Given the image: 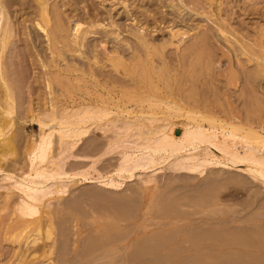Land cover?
<instances>
[{
  "label": "bare ground",
  "instance_id": "obj_1",
  "mask_svg": "<svg viewBox=\"0 0 264 264\" xmlns=\"http://www.w3.org/2000/svg\"><path fill=\"white\" fill-rule=\"evenodd\" d=\"M15 1L16 0H0V6L2 8V11H0V171H3L2 169L4 167H2V165H6V164H2L4 160H6L5 158H8L9 156L10 157L16 156V160H14V163L20 160V158H18L19 156L18 151H20L19 150L20 147L18 146L19 140L17 139V134L14 133L8 138H5V136L10 132V130H13L12 129V127L14 126L13 122L15 121L16 123V120H14L15 117L22 116L23 113L27 112V114L29 113L28 115L32 114L30 116L31 118L29 117L31 121L40 123L43 128L51 124H53L52 126H54L55 124L59 126V130L57 132L55 130L48 134L44 132L41 135L39 142L37 143L32 142L29 145H27L26 150H25V155L28 157L29 162H30V167H31V170L29 171V175H28L29 177L34 175L35 177L51 179V178H57L59 176L66 174L67 171H64V165L62 163H57V160H59L60 157L66 151H68V149L70 150V149L75 148L76 146L75 141H77L81 137H84L83 135L85 134L87 135L88 132L90 133L89 131L90 126L92 127V125H95L98 129H102V131L104 130L108 131L109 128L117 129L118 127L117 125H119L120 127L118 128V130L120 129L122 133L124 131L126 138L136 137L137 139L135 140L134 142L135 145L132 149L135 151H132L131 153L125 154L123 156L122 163L117 169V172H129L136 168H145L146 166H150V165L155 166L160 161L168 160V159H171L172 157L174 158L175 154H182L183 152L187 153L190 149H195L196 151L197 149L198 151H196L195 153L191 152L192 155H188L187 157L185 156V158L183 157V160H192L194 161V163L189 164V165L179 164L181 169H186V170L194 171V172L196 171L202 174L204 169L207 166L216 165L220 167L222 166V167L235 168V169H238L240 171H244L250 174L254 178L264 179V127L263 126L261 127L262 128L261 130H258L254 127H249V128L244 127L241 121H238L237 123L233 122L232 124H228L224 121H220L219 119L215 118L213 115L215 113L212 108L209 109L210 107H208V109H209V112L210 111L211 112L208 114H205L206 112L205 113L203 112L205 110L203 103H205L206 99H204V101L203 99H201L203 98L202 93H204L203 91L205 89L203 90L201 89V91H197L198 89L203 87L202 84L205 85V83H201L200 85L201 87L197 88L196 86L199 84L198 81L195 83H192V81H190V83L194 84V86L191 85V87H187V88L188 89L191 88L190 90H192L195 87L196 90H192L194 91L192 92V94H189V95L187 94V96H185L186 100L188 96H190V98H188L189 101H187L188 103H185V102L182 103L181 100H184L185 98L179 101H176L174 98L173 99L170 98L172 96L171 95L172 90L173 91L176 90L175 85L173 89L171 86H168L169 88L172 89V90L171 89L169 90L171 92L168 91V94L171 93L169 94V97H168L167 96L168 94L167 95L165 94L162 87L159 86L157 79H155L157 77H160L161 69L163 67L164 68L169 67L168 64L170 65L172 61L174 63V62H177V60L182 59L181 61L183 63V60H186L190 57L189 58L191 60L190 65L193 67L195 66V69H196V65H197V68L199 66L200 72L202 70L200 69V65H201L203 68L208 69L209 73H211V70H215V78L218 76V75L216 76V72L217 74L219 72L221 73L223 72L226 75L220 74V73L219 75H221V77H225V78L227 77V80H229L230 78H228V76L230 77V75H232V73L230 72H232L233 67H235L234 64L233 66L231 65V62H232L231 57L233 54L235 58L236 57L239 58V56L241 57L246 56L248 58L247 63L245 64L242 61L237 60L239 61L238 62L239 66L236 65V67L238 66L239 68L238 67L237 69L235 68V70H237L235 71V73L240 76L242 73L245 74L246 77L248 78V83L249 84L251 83L252 85L253 82L255 81L254 78L257 77V79H259L262 76L264 77V28L260 25L261 22H258L259 21L258 19L256 20H258L257 22L259 24L257 22L255 23L257 24L256 26L258 25L260 26V27L258 26L260 29L258 27H255V28L256 29L258 28L257 30H259V34L253 37L256 39L253 41V43H251L250 41L247 42V40L244 41L245 38L242 39L243 41L238 39L240 38L237 35L239 32L238 30H240L241 32L242 31L241 28L244 29L243 26H245V23L247 21L249 22L250 20L249 19L246 21V19L243 18L242 16H241V19H245L244 25L243 23L242 25L240 23L242 27L240 25L238 26H240L241 28L240 27L237 28L238 27L237 25H236L237 27L233 25L234 29L236 30L238 29L236 31L237 33L236 36H234L231 29L228 30L225 27V25L224 26L222 25L221 22L219 24L217 23L218 21L216 22L214 20H212L211 22L214 25L215 23L218 24L217 26L215 25L216 28L214 27L216 29L215 32L212 31V29H209V28H212L210 27L211 25H209L210 23H207L209 28L206 26L205 29H203V27H200V25L199 27L195 26L189 30H182V28H179V26L182 23L187 22L186 16L190 15L192 12L193 13L196 12V14L199 15V7L202 6L201 3L203 1L201 3H198L197 0H187V2H185L186 0H157L156 8L153 6L154 7L153 10L156 9V12H154L153 14L151 13V11L153 10L147 9L148 7L145 4L146 6L145 9H147L145 12L141 11V9L139 10V8L137 7L138 8L137 11L141 12L140 14L137 13L139 14V16L141 15L140 17L136 14L137 12L136 10H135L136 12L132 13V15H130L129 13L126 14L128 19H130L132 16L133 17L135 16V18L131 20H133V22L136 21L134 26H131V28L130 26L126 28L124 24L117 23V21L115 20V17H113L111 13L110 15L108 14L110 18L107 17L109 18V21L110 19L111 21L109 22V24H105L106 21L105 22L103 21L105 13L102 18H99L100 13L97 10V7L92 4V6L96 8L95 10H97L95 13L93 12L94 13L93 14L91 12L93 8L88 3L87 4L91 6L90 7L87 5L88 6L87 8H89L88 9L89 11L87 10L88 11L87 16L90 14L88 17L86 16L88 19L87 20L85 19L86 20L85 21L82 19L86 17H83L82 19H80L79 16L76 15V17H78L79 20L78 18L75 22L72 20L75 23L73 24L74 25L73 27L70 25L72 22L70 21L71 18L68 15H65V11L61 9V6H60L61 2H59L60 4H57L58 2L56 1L55 4L54 5L51 4L52 5L51 6L49 3V0H35L38 5L37 6L38 13H36L37 16H35V20L38 19V21H36L37 23L35 22L36 24L33 23V26L30 25V27L31 29L32 28L34 29V30L32 29L33 32L39 31L41 32V34L39 32L36 33L35 35L34 34L32 35V33H30L28 35L29 37L31 35L32 39H30L31 37L29 38L26 35L27 32H29L28 30L29 27H25V29L22 28V30L23 31L28 30L27 32L24 31L26 33L25 34L26 37L23 35L21 37V34H20V37H21V40L24 37L27 39L25 40L24 38L22 40V44L24 40L28 43V45L26 46H29L30 44L31 45L34 44L32 45L33 46L32 49L35 48L37 50L36 52H35V49L32 52V50L29 48L30 52L33 53L34 56H36L37 52H39V54H37L39 55L38 56L39 59H37V56L33 58V59L36 58V61L37 60L38 61L36 62L35 60H33V62L29 64L30 65H32V63L37 64L38 67L41 66L40 68H43L45 70L43 71V73L42 72H39V74L35 73V75H33L35 76L34 79L38 75L39 76L37 80L36 79L34 80L32 77V80H34L35 82H38V80H40L38 83L42 82V85L41 83L40 84L34 83V84L39 85V88L40 86L42 87L43 85H45L43 87H45V89L47 88L46 89L47 91L49 90L48 94L45 90L43 89L41 90L42 92H45L49 97L48 98L49 101L46 103L47 97L45 96L47 95L41 94L45 98L41 97L39 95L40 92H38L39 88L37 86H34L32 80L29 79L31 76L29 77L28 74L27 76L29 78L27 76L26 77L24 76L28 72L27 68L25 67L27 72L24 73V70H25L24 66L28 65V64L25 65V63L26 61L28 62L29 60H26V61L23 60L26 58L25 53L27 52H25L24 54L21 53L24 51L17 53V54L19 53L22 54L25 58H23V56H21L20 54L19 55L16 54L17 56H20L21 58H23L21 59L19 57L20 60H23V62L18 61L20 63L19 65H21V63L22 65H24V66H20L22 67L21 69L16 67L18 62L17 64H13L15 62L14 61L12 62L9 60L10 57H11V60L16 58V55H14L15 57L12 55L11 56L9 55L11 54V52L13 54V51H11L12 46L14 47V45H16V47L17 46L19 47L17 43H19V41L21 42V40H18L19 39L18 36L16 39V34H18L16 30L20 31L18 27H21V26L15 25L17 29L15 28L13 24V20H12V15H11L12 6L17 4V2ZM209 1H211V5H213L212 4L213 0H207V2ZM240 1L241 0H239V2ZM72 2L73 0L70 1L71 4ZM205 2L206 0L203 3ZM239 2L237 4V1L236 3L229 1L230 4L233 3L234 7H235V4L239 5ZM67 3L63 4V6L67 7L70 5V3L69 4ZM152 3H156V1L155 2L151 1L150 4ZM190 4L192 6L189 7ZM242 4H243L242 12L245 11L244 14H246V12L247 14L250 13L251 15H253L252 17H254L255 13L264 9V0H248V1L246 0L244 3H241L240 5L242 6ZM71 6L72 5H70L69 7ZM241 6H239V8H236V9L237 10L239 9L240 11ZM158 7L159 9L167 8V10L168 9L169 10L171 9V10L168 12L164 11L165 12L164 13L162 9V10H159L160 12H157ZM211 7H209L210 11H212ZM201 9L203 8L201 7ZM174 10L178 14H175ZM188 10L192 12L189 14V12H187ZM218 10L219 8L217 9L216 12H219ZM229 10L230 9H228V12ZM225 11L227 12V9ZM203 12L204 11H202V13ZM232 12L234 16V13L236 11L235 12L230 11L228 16H226L227 13L226 14L224 13L225 19H223L224 17H222V20H225L226 23L227 21L231 22L233 20L232 19L233 17L230 16ZM148 13L150 14L147 15ZM156 13H158V17L161 19L159 20L160 22H158V19H157L158 17H156ZM161 13H162V16H161ZM204 14L206 13L204 12ZM212 14L215 17V14L214 13ZM261 14H264V11H262ZM261 14H258V15L260 16ZM72 15L70 14V16ZM259 16H257V18ZM226 17L228 18L227 20H226ZM229 17H232L230 18L232 20H229ZM142 18L146 22H149L148 19L150 18V20L151 19L153 20L152 23L154 22L156 23V25L158 23L169 24L170 26H167L169 30L166 29L167 32H169V35L167 33L169 37H167V35L166 36L162 35L163 39L160 38L161 40H159L158 37H154L155 36L154 32L156 34L164 30L165 26L163 27V25H162L163 29H160V27L157 28L155 25V27L157 28L156 30L153 28L154 27L153 26L151 28H153L154 31H152L149 28L150 31L146 32L149 30L147 27H150V26L143 27ZM216 19H218V17ZM241 19L239 20L238 18L236 21L243 22L241 21ZM260 19L264 20L262 17ZM32 20H34V18ZM104 20H106V18ZM251 22H253L252 19H251ZM150 24L151 22L149 23V25ZM233 24H234V21H233ZM107 25H109L108 28H107ZM230 25L231 24H229V26ZM231 26L229 28H231ZM249 27L250 26H248V28ZM31 29H30V32H32ZM195 30L196 32H194V35H192V33L190 32L195 31ZM246 30H244L245 32L242 31L244 32L245 36L247 37L254 36V35L251 36L250 33H248L249 35H246L248 31ZM124 32H127L128 36H123V34H126ZM233 32L235 33V31ZM256 32L258 33V31ZM256 32L254 34H257ZM158 34L160 35V33ZM161 34L163 33L161 32ZM244 34L242 33L240 34V36ZM27 37L29 38L30 43ZM42 37L46 38V40L43 39ZM164 37H167V38H164ZM41 38L45 40L47 43V46L46 45L45 46H46L47 52L48 50L50 51V55L48 54L49 56L45 55L46 52L44 53V50L42 48V46L44 45H41L42 43L40 44V42L38 43L37 39H41ZM187 38L189 39L191 38V39L188 40ZM14 39L18 40V42H16L15 40L16 42L15 43ZM42 39L39 41L42 42L43 41ZM186 39L190 41L188 42L189 45L186 43ZM36 41L38 44H40V46L39 45L38 46L42 48L41 51L43 50L42 52L44 53L45 56L39 50L37 44L35 43ZM222 41L224 42V45ZM218 43L223 46L221 47L220 45H218L219 46L218 47L217 46ZM110 44L111 45L115 44V46L111 47ZM26 46H25V51L29 50ZM218 51L222 52L221 54L222 56L220 57V59L227 57L228 58L227 62L225 61L222 62L223 59L221 60L218 59L219 58L217 57ZM30 52L28 51V53ZM220 53L218 56H220ZM30 54H29V57L32 55ZM172 55L175 57L172 58ZM181 61L179 63H181ZM248 63L250 65L252 64L253 68L250 71L249 69L251 67H249L247 70L248 73L246 74L244 73L245 70L243 71V69H245V67L248 66ZM34 64L32 66H34ZM158 64L163 65L162 68L160 67L161 65H158ZM172 65L170 67L174 66ZM139 67L143 68V70H141L140 73H138ZM174 67H176V65ZM193 67H192V70L194 69ZM15 68H18V69H15ZM43 69L41 70L39 69L37 70V72L42 71ZM183 69H184V65H183ZM216 69H220V71ZM238 69L241 70L242 73L239 72ZM195 72H192V73L195 74ZM197 73H199V71H197ZM36 74L38 75L36 76ZM213 75L211 76L214 78ZM166 76L168 75L166 74ZM199 76L197 74V76L195 77L199 78ZM42 79L44 80V82ZM102 81H104V83ZM128 81L131 82V84L133 83L135 87H137L136 95H135L136 92H134L136 90L134 86H132L133 90L131 86L129 88L133 93H131L129 89L127 90L128 85H130ZM194 81L195 79H193V82ZM217 81L218 80H216V82ZM88 82H90L91 84L93 83L94 86L96 84L95 86L96 90H97L96 87H101L102 89V87L105 88L104 87L105 85L107 88V85L109 84L110 85L108 86V88L114 87L115 90H116V87L120 86L117 88V89L120 88L121 90L119 94H121L123 87L124 88L126 87L125 88L126 90H124V92L127 91L126 94L122 92L123 93L122 95L125 94L126 96L119 95V97L125 100L126 99L128 100L124 102L123 99L121 98L116 99V104L113 103V105L112 104L108 105L105 101H102L101 104H90V105H87V103L84 105H81L82 103L80 104L76 103L75 101L76 99H74L77 96L76 93L78 94L81 93L83 91V89L81 90L82 84L85 85ZM148 82L150 83L149 84L150 86L148 85L150 88H146L144 86V84L145 83L148 84ZM199 82H200V79H199ZM207 82H209V80ZM90 83L88 84L90 85ZM111 83H114V84L112 85ZM229 83H231L230 85H232V81H230ZM23 84L25 85L27 84L26 86H28V89L30 91L29 93L30 98L32 96L31 94L36 90L35 87L38 88L37 92L39 94L38 93L37 94L40 96V99L38 98V100H41L43 98L42 100L43 104L40 102V105H38L40 107H37L38 109H36V111H34V108H31V107H35L32 105L29 107L31 109L28 108L29 110L25 109V107L24 108L22 107L24 104L22 102L21 94H23L24 92L21 93V89L23 90V87L21 86H23ZM116 84H119V85L115 87ZM211 85H212V82H211ZM98 89L100 90V88ZM181 90H185V89H182L181 87ZM181 90L179 86V91ZM190 90L189 92L191 93ZM205 91H207V89ZM213 91H214V87H213ZM88 92H91V91L88 90L87 93ZM207 92L205 93L207 94ZM205 93H204V96H205L204 98L207 97ZM183 94H186V93H183ZM59 96L61 99L63 97L66 98V100L65 98H63L64 103H61L60 100H57ZM133 96H135V98ZM32 98H35V97H32ZM67 99H70L73 102H71L70 100H69L70 102H68ZM80 99L82 98H79V100ZM111 99H114V98H111ZM131 102L132 104L134 102L137 103L138 105H140V107H144L145 105L143 106V103L145 102L144 104H146V106H148V108L151 109L146 112H149L150 114H147L148 116H143L144 113H141L140 115H134L133 117H131L132 114L127 113L130 119L135 118L134 121L120 120L117 118H114L113 120L110 119L111 116L116 115V114L118 115L126 114L127 106H125L124 104L128 105V104H131ZM22 108H23V111L25 110L24 112H22L21 110ZM70 108L72 110H69ZM18 109L21 110L22 112L21 115H20L21 112ZM17 112L19 115L17 114ZM34 113L35 114L37 113V114L34 115ZM16 114L18 116L13 117V115H16ZM180 117L185 118V122L183 121L176 122L177 118H180ZM176 126L182 127L183 133L181 135H177L175 133ZM134 131H137V134L133 136L132 133ZM116 141L118 142H115V144H119L120 142H122V140H120L119 138L116 139ZM200 146L202 147L204 146L205 149L204 150L198 149ZM109 148H110V145H109ZM58 150H59V153H57ZM202 154L203 156H201ZM97 163L98 162L95 161L93 165L89 167L90 169L87 170L86 172L75 173V174L86 176V175H91L92 172H97L96 174H98V176L94 177V179L100 180V183H103V185H106V186L114 185L113 182H107L102 177V175L98 172L97 168H95ZM9 165L8 164L6 165L7 168L5 167L6 169L4 171L10 169L8 167ZM26 172H24L23 174H25ZM17 189H19V191L24 193L27 199H22L20 200V202H17V203L13 202V205H12L13 208L9 204L8 197H5V200L3 201L4 204H2L3 202H1L0 204V258H2L3 256L4 257L16 256L15 261L11 264H43L44 260L46 259L47 261L53 260L54 262H57L56 264L58 263L59 264H125L127 263L126 259L129 256L127 258L125 257L128 253L129 245L131 246V242L130 244L126 243L127 238H125L126 236H123L124 233H122L121 226L119 224L112 225L113 227L110 226L111 227L110 232L113 231V234H110L112 236H108L110 232H108L107 229L110 227L105 229L107 230L108 233L105 232L104 229H102L104 230L103 232H105V234L102 233V230H100L101 233H99V235L101 234L102 236L99 237L100 238L99 240H101V238H104L100 241L101 244L102 243L104 244L101 245L99 248H94L96 249V250H93L94 253L90 254L91 253L90 251V253L87 254V252L84 251L86 250L85 248H82L83 250L80 249L78 241H76L75 239L74 240L75 242L73 244L74 247L72 248V250H70L71 252L69 253V250L68 252L65 251L66 253L63 255L61 254L62 255L61 256L60 253L62 252V249L60 251L58 247V244L60 241L59 238H61L62 235L63 237L65 235L62 234L61 231H59L61 230L60 229L61 225L58 222V220L61 221V218L63 219V212L66 215L67 214L70 215V212L67 213L66 211L62 209V207H59V209L53 210L50 208V206H46L44 199L48 195L52 194V191L46 192V191H43L42 188H38L37 186L26 185L23 183L19 184ZM56 192L61 193V192H65V190L64 189H62L61 191L56 190ZM10 200L12 202V199ZM58 200L60 201V198H58ZM64 205L66 206V202ZM63 208L65 207L63 206ZM66 208L67 210L70 211L69 206ZM9 209L10 211L8 213ZM6 211L8 214L6 213ZM2 212L6 213L7 215H4V213L1 214ZM163 212H164V216H168V214L165 215L166 212L168 213V211L166 212L163 211ZM182 218L184 217L182 216ZM70 220H71L72 225H74L73 224L74 219L73 220L70 219ZM77 225L79 224L77 223ZM84 227L85 226H82V227L79 226L80 229L76 231L75 235L77 236V233H78L79 239H81L80 237L83 238V233L86 230L84 229ZM142 228H143L142 224H137L136 229H135L136 234H138V232H141L139 230L140 229L142 230ZM186 230L187 229L185 228V231H183L182 234L186 235L188 232ZM18 231H20V234H18L19 233ZM29 231L30 232L32 231L33 234H30ZM114 233L115 235H118V234L119 236L122 235L126 240L123 238L118 239V237L115 236L117 237L118 239L117 240L115 237H113ZM195 234L196 236H194L193 234L192 235L189 234L185 239L177 240V243L176 241H174L175 239L173 238H172L173 241L161 239L164 241L160 242L159 244L160 246L158 245L159 248L156 249L155 247V251L157 255L160 254L161 251L163 250L166 251V253L168 254L171 253L170 255L174 254V256H209V253L212 255L213 253H211V249H209L210 252L207 253L208 252L207 245H209L210 241L214 242V240H216L215 242H218L219 239H215V238L211 239L210 237L211 234L209 235L210 238H207V236H205L206 234L205 235H197V233ZM96 238H98V236L95 238H92V240H90L91 238L88 240L91 243H94L96 241L98 242L99 240H97ZM239 240H240V237H239ZM241 240H243V238ZM238 241H237V244H238ZM172 242H174L175 244H173ZM220 242L222 241L220 240ZM245 242L246 244L245 243L243 244H245L246 246L248 242L247 241ZM256 242L258 243L257 240ZM8 244H12L13 247H14V244H18L21 250L18 253L14 252L12 253L13 255H11L10 252H12L15 249L12 247V251H10L11 246L9 248ZM185 244H189L190 246L185 248L184 247ZM88 245H89V242H88ZM170 245L171 246L173 245V246L165 249L167 246H170ZM253 245H255V243H253ZM259 245H263V244L259 243ZM148 246L150 247V245ZM209 246L214 247L213 244H210ZM215 246H216V243H215ZM234 246H236V244ZM248 246L253 247L251 246V244ZM217 247L219 248V246ZM258 247L260 248V250L264 249L263 246L262 247L258 246ZM153 248L154 247L152 245V250ZM245 248H248V247H245ZM259 248H256V246L254 247V249H259ZM87 249L89 250V247ZM250 249H253V248H250ZM215 250L218 251L217 249ZM237 251L238 250L234 252H237ZM73 253L74 255L70 256ZM166 253L164 255H166ZM256 253H257L256 255L254 253L255 256L260 255V252L258 253V251H256ZM251 256L253 255L251 254ZM255 256L253 257L251 262L249 261V264H264L263 254L259 256L258 258H255ZM241 257L243 258L244 256H241ZM241 259H238V260L241 261ZM141 261L139 263H141ZM155 261H158V260H155ZM244 261L242 262L244 263ZM159 262L160 261H158V263ZM52 264H55V263H52Z\"/></svg>",
  "mask_w": 264,
  "mask_h": 264
},
{
  "label": "rangeland",
  "instance_id": "obj_2",
  "mask_svg": "<svg viewBox=\"0 0 264 264\" xmlns=\"http://www.w3.org/2000/svg\"><path fill=\"white\" fill-rule=\"evenodd\" d=\"M56 1L58 2L57 4H60L59 2H61V4H60L61 9H63V11H65V15H68L71 18L70 21L73 20L75 22L78 18V17H76V15H78L80 19H82L83 17H86L87 13L89 11L88 10L89 8H87V7L90 5L92 6V4H93L94 6L97 7V10L100 13L99 18H102L104 13H105L104 19L106 18V20L103 19L104 22L106 21L105 24H109V22L111 21V19L109 21V18H110L109 15L111 13V15L113 17H115V20L117 21V23L124 24L126 26V28H128L129 26L131 28V26H134L135 22H136V21L133 22V20H131V19H134L135 16L134 17L132 16L133 18L131 17L130 19H128L127 15H126L127 13L132 15V13H135L138 10V8H139V10L141 9V11H143V12H145L147 9L153 10L154 7L156 8V5H157V0H87V1L86 0H73L72 4L70 3V1H72V0H69V1L68 0H49V3H50V5L51 4L54 5ZM148 1L150 3H151V1H153V2L156 1V3L150 4ZM202 1L204 2L205 0H197L198 3H201ZM229 1L233 2V3H236V1H237V4L239 2V0H229ZM229 1H227V0H213L212 1L213 5H211V1L207 2V0H206L205 3L202 2L201 7L203 9H201V7H199V15H197L196 12H194L195 13L194 14L192 11H191L192 12L191 13L190 10H188L187 12H189V14L191 13L192 15L190 14V15L186 16L187 22L182 23L179 26V28H182V30H189L195 26L199 27V25H200V27H203V29H205L206 26L208 27L207 23H210L209 25H211L210 27H212V28H209V27L208 28L212 29V31L215 32L216 31L215 25L217 26L218 25L217 23L220 24V22H221L222 25L223 26L225 25V27L228 30L231 29L234 36H236V34H237L236 31L238 29L237 30L234 29L233 25L238 26V25H240V23H241V25H242V23L244 25L245 19H246V21L250 19L249 22L247 21L245 23V26L246 25L247 26L246 27L243 26L244 29L241 28L242 27L241 25H240L241 27L240 26H238V27L236 26V27L237 28L240 27L242 31L247 29L248 31L246 30L247 31L246 35H249L248 33H250L251 36L254 35L252 37H250V36L247 37L244 34L245 31L244 32L241 31L244 35L240 36V34H242V33L240 32V30H238L240 32V33L238 32V34H237L240 37V38H238L239 40L243 41L242 39L245 38L244 41L247 40V42L250 41L251 43H253V41L256 39L253 37H255L256 35L259 34V30H257V29L260 27L259 25H258L259 27L256 26L257 24L255 22H257L259 20L258 22H261L260 25L264 28V20L260 19L261 17L264 19V17H263L264 14H261L262 11H264V9L258 11L260 13H258V12L255 13L254 17H255V15H256V17L254 18V17H252L253 15H251L250 13L247 14V12H246V14H244L245 11L242 12L243 4H242V6L240 4L244 3L246 0H244V1L241 0L242 2L240 1L241 3L239 2V5L235 4V7H234L233 3L230 4ZM15 2H17V4L13 5L12 9H11L12 20H13L14 26L15 25L21 26V27H18V29L20 31L16 30V32L19 34V35L16 34V39H17V36L19 38L18 40H21L22 35L26 37V35L28 36L30 33H32V35L33 34L35 35L36 33H38L39 31L33 32L34 29L32 28L33 29L32 30L30 27V25L33 26V23L36 24L37 23L36 21H38V19L35 20V16H37L36 13H38V7H37L38 5H37L36 1L35 0H16ZM67 2H69L70 5H72V6L71 7H69L70 5L67 7L63 6V4H65ZM185 2H187V0ZM69 3H67V4H69ZM87 3L90 5H88ZM145 4L148 7L147 9H145V7H146ZM204 4H206L207 6ZM94 6H92V8L94 10V11L93 10L91 11L92 13L93 12L95 13L97 11V10H95L96 8ZM190 6H192V5L190 4L189 7ZM208 6L211 7L212 11H210V8ZM239 6H241L240 11H239V9L238 10L236 9V8H239ZM217 7L219 8V10H218L219 12H216L218 9ZM92 8H90V9H92ZM142 8H143V10H142ZM225 8L227 9V12H228V9H230L228 13L225 11L226 10ZM233 8H235V9H233ZM162 9H159V7H158L157 12H160L159 10H162L163 12L164 11L168 12L171 10V9L167 10V8H162ZM0 11H2L1 6H0ZM202 11H204L206 14H204V12L202 13ZM230 11H234V12L236 11L235 12L236 15L234 13V16H233V12H232L230 16H232L233 18L229 17V20L233 19L231 21L232 23L230 21H227V23H226L225 20H222V17H224L223 19H225L224 15L227 13L226 16H228ZM154 12H156V9L151 11L152 14ZM137 13L140 14L141 12L137 11L136 14ZM162 13H161V16H162ZM174 13L178 14L176 11ZM212 13L215 14V17L213 16ZM70 14L71 15L73 14L72 16H73V18L74 17L75 18L73 19L72 16H70ZM139 14H137V15L139 16ZM149 14L150 13H148L147 15H149ZM258 14H261L260 15L261 17ZM164 15H166V14H164ZM248 15H250V16H248ZM159 16H160V14H159ZM193 16H195V17H193ZM241 16L245 19H241ZM257 16H259V17L257 18ZM87 17L83 18L82 20H85V19L87 20L88 19ZM107 17H109V18H107ZM156 17H158V13H156ZM209 17H210V19H209ZM217 17H218V19H216ZM219 17L222 21L219 19ZM247 17H248V19H247ZM249 17H251V18H249ZM33 18H34V20H32ZM36 18H38V17H36ZM79 18H78V20H79ZM143 18H142L143 27L144 26L145 27L150 26L147 28L148 29L150 28L152 31H154V29L156 30L158 27H160V29H163V27L165 26L164 27L165 31L164 30L161 31L163 34H161V32H158V33H160V35H159L158 33L155 34V32H154V35H155L154 37H158V39L161 40V39H163L164 35L165 36L167 35V33L169 35V32H167V30H169L167 27V26H170L169 24L164 23L165 24L164 25L163 23L162 24L158 23L156 25V23L153 22L154 23V25H153L152 19L150 20V18H149L148 19L149 22H146ZM230 18H232V19H230ZM236 18L237 19L239 18V20L241 19V21H243V22L236 21L237 20ZM157 19H158V22H160L159 20H161V19L159 17ZM227 19L228 18L226 17V20ZM251 19L253 20V22H251ZM256 19H258V20H256ZM212 20H214L216 22L218 21V22L215 23V25H214L211 22ZM73 21L71 22L70 25L74 27L73 24H75V23ZM223 21H224V23H223ZM233 21H234V24H233ZM150 22H151V24L149 25ZM238 22H239V24H238ZM247 23H249L250 25ZM229 24L232 25V26L230 25L231 28H229L230 27ZM155 25L157 28L155 27ZM162 25H163V27H162ZM16 26H15V28H16ZM227 26H229V27H227ZM248 26H250V27L248 28ZM25 27H29L32 32H30V29L28 28L29 32H27L28 30L27 31L24 30L25 32H27V34H26L22 30V28L25 29ZM108 27H109V25H107V28ZM151 27H153L154 29ZM255 27H258V28L256 29ZM232 28H233V30H232ZM150 29L146 32H149ZM176 29H178V28H176ZM249 30H251V31H249ZM233 31H235V33ZM256 31H258V33ZM19 32H21V33H19ZM194 32H196V30L191 31L190 33H192V35H194ZM255 32L257 34H254ZM22 33H24V34H22ZM39 33L41 34V32H39ZM124 33H126V34H123V36H128L127 32H124ZM20 34H21V37H20ZM168 35H167V37H169ZM30 37H31V35H30ZM96 37H98V36H96ZM167 37H164V38H167ZM24 38H22V40ZM29 38H28V41L30 43ZM16 39H14V42ZM30 39H32V37ZM41 39H37L38 43L40 42V44L42 43L41 45H44V46H42L44 53L46 52L45 55L49 56L50 51L48 50V52H47V49H46V46H47V43L45 41L46 38H43L45 40L42 39L44 41V43H43V41L42 42L39 41ZM187 39L190 40L191 38L190 39L187 38ZM187 39H186V43L188 44V42H190V41H188ZM18 40H16V42H18ZM22 40H21V42L19 41L20 44L17 43V45H19V47L18 46L16 47V45H14V47L12 46L11 51H13V54L11 52V54H9V55L14 56L18 52L24 51L21 53L24 54L25 52H27V53H25L26 58L22 54L19 53L25 59L21 58L20 56H17V55H19V54H17L15 59H13V57H12L13 60H11V57H10L9 60L12 62L14 61L15 63H13V64H17L18 61L23 62V60L24 61L29 60L28 62L26 61V63H25V65L28 64L29 66L28 65L24 66V65H22V63H21V65H19L20 63L18 62L16 67H18L20 69L22 68L20 66H24V68L26 67L28 72L26 71V68H25V70L23 69L24 73L27 72L24 76L26 77L28 74L29 77L30 76L31 77L30 78L28 76L27 77L32 80V77H33V79L35 77V76H33V75H35V73H38V74H39V72L43 73V71H45V70L43 68H40L41 67L40 65H39L40 67H38L37 64H34V63H32V65L34 64V66L30 65L31 62H33V60L36 61V58L33 59L34 57L37 56V59H39V57H38L39 55H37V54H39V52H37V54H36L35 52L37 50L34 48L35 49L34 53L36 54V56H34V54L30 52V49L32 50V52L34 51V49H32L33 48L32 45H34V44H32V45L30 44L29 46H26V45H28V43L25 41L27 39L25 38V40H24L25 42L23 41V44H22ZM191 42H192V40H191ZM35 43L37 44V46L38 45L40 46V44H38L37 41ZM219 43H221V42H219ZM219 43L217 44V46L220 45L222 47L224 45V42H223V45H221ZM25 46L28 49L29 48L30 49L29 50L26 49L27 51H25ZM39 46H38V48L41 51L42 48ZM112 46L114 47L115 44H112L111 47ZM28 51L32 55L30 53H28ZM220 52L218 51V55ZM44 53L42 52L43 55H44ZM29 54L31 55L30 57H29ZM221 54H222V52L220 53V56L217 55V57H219L218 59H220V57L222 56ZM19 57L23 60H20ZM173 57H175V56L172 55V58ZM186 58H188V57H186ZM189 58L186 60H183V63L181 61L182 59L177 60V62H174L175 64L172 61L174 66L175 65H176V67L178 66L177 68L174 67L172 65V63L170 65L168 64L169 67H165V68L164 67L162 68L163 65L158 64V65H161L160 67L163 69V71L161 69L160 77L156 76L157 78H155V79H157L159 86L162 87V89L164 90L166 95L168 94V91L171 89L168 86H171L173 89L174 85H175L176 86L175 89L177 91L176 90L173 91L171 89L172 94L171 93H169V94H171L174 97L171 96L170 98H172V99L174 98L176 101H179V100L185 98L184 100H181L182 103L183 102L188 103L187 101H189L188 98H190V96H188L187 100H186L185 96H187V94L188 95L192 94V92H194L192 90H196V89L194 87V89L190 90L191 88L188 89L187 87H191V85L194 86V84H192V83H195L198 81L199 84L198 85L196 84L197 85L196 87L200 88L201 83H205V85L202 84L203 87H201L200 89L197 90V91H201V89L202 90L207 89V91H208V92L205 90L203 91L204 93L207 92V94L205 93V95L208 98L207 97L204 98L205 97L204 93L201 92L203 94V96H202L203 98H201V99H203V101H204V99H206L205 100L206 104L203 103L204 109H205L203 112L204 113L206 112L205 114L210 113L211 111L209 112V109L212 108L214 113H215V114H213L214 117L219 119L220 121H224L228 124H232L233 122L237 123L238 121H241L243 126L246 128L254 127L258 130H261L262 129L261 127L262 126L264 127V77L263 76L260 77L259 79H261V80L257 79V77L254 78L255 83L253 82V84L251 85V83L250 84L248 83V78L246 77L245 74L242 73L241 70L238 69L239 72L242 73L241 76L235 73V71H237V70H235V68L237 69V67L239 66V63H238L239 61H237V60H240L245 64V63H247V59H248L246 56H242V57L239 56V58H240L239 59L238 57L235 58L232 54L231 65L233 66V64H234L235 67H233V69L231 68L232 72H230V73H232V75H230V77L228 76V78H230L229 80H227V77L225 78V77H221V75H219V73L224 74L223 72L222 73L219 72L218 74L216 72V76L217 75L218 76L215 78V70H211V73H209L208 69L203 68L201 65H200V69H202V70L200 72L199 66L197 68V65H196V69H195V66L193 67L190 65L191 60ZM221 59H223L222 62L223 61L227 62V60H228L227 57L221 58ZM30 60H32V61H30ZM188 60H190V61H188ZM180 61L182 64L179 63ZM235 61H237V62H235ZM236 63H238V64H236ZM38 64H40V63H38ZM171 65L173 67H170ZM183 65H184V69H183ZM236 65H238V66L236 67ZM249 65L250 64L248 63V66L245 67V69H243V71L245 70L244 73H246V74L248 73L247 70L249 67H251L249 69L250 71L253 68L252 64L250 66ZM30 66H32L33 68ZM36 67H38L40 70L41 69H43V70L37 72V70H39V69ZM192 67L194 68L193 70H192ZM18 68H15V69H18ZM138 70H137L138 73H140L141 70H143V68L139 67ZM216 70L220 71V69H216ZM197 71H199V73H197ZM205 71L208 73L209 76L207 75V73ZM213 71H214V73H213ZM192 72H195L196 75L193 74ZM233 72H234V74H233ZM38 74H36V76ZM166 74L168 76H166ZM197 74H198V76L199 75L201 76L203 74L202 75L203 77L202 76L201 77L199 76V78L195 77V76H197ZM211 75H213L214 78ZM224 75H226V74H224ZM38 76L35 78L36 80H37ZM25 77H24V79H25ZM168 79H170V80H168ZM193 79H195L194 82H193ZM199 79H200V82H199ZM22 80H23V78H22ZM31 80H29V81H31ZM34 80H32L33 84L34 83L37 84L40 81V80H38V82H35ZM208 80H209V82H207ZM216 80H218V81L216 82ZM257 80H258V82H257ZM169 81H171V82H169ZM190 81H192V83H190ZM227 81H229V82L232 81V85H230L231 83H229ZM43 82H44V80H43ZM102 82L104 83V81H102ZM211 82H212V85H211ZM40 83L42 85V82H40ZM40 83H38V84H40ZM88 83H90V82H88ZM35 84H34V86H37L39 88V85H35ZM87 84H85L86 86L84 84H82L81 90L83 89V91H85L86 93L88 90L91 92H88L86 94L85 92L80 91L81 92V93H79L80 95L78 93H76L77 96L74 98V99H76L75 100L76 103H79V104L82 103L81 105H84L87 103V105H90V104H101L102 101H105L108 105L109 104L113 105V103L116 104V99L121 98V97H119V95H122L123 94L122 92H124V90H126L125 89L126 87L125 88L123 87L121 94H119L121 90H120V88L119 89H117V88L120 86L116 87L119 84L115 85L116 90L114 89V87L108 88V86L110 84L107 85V88H106V85L104 86L105 88L102 87L103 90L101 89V87H96L97 88V90H96L95 89L96 84H95V86L93 83H92L93 85L91 83H90V85L88 84L89 86ZM111 84L113 85L114 83H111ZM129 84L130 85H128L127 90L130 88V86L135 87V85L133 83L131 84V82H129ZM149 84H150L149 82H148V84L145 83L144 86L146 88H150ZM256 84H257V86H256ZM26 85L23 84V86H21V87H23V90L21 89V93L24 92L23 94H21L22 102L24 104L22 106L23 108L25 107V109H27V110L34 108V111H36V109H38L37 107H40L38 105H40V102L42 103L43 98L47 97V99H46L47 101L44 100V101H46V103L49 101V99H48L49 97L47 95L49 90L47 91L46 90L47 88L45 89V87H43L45 85L42 86L43 88L40 86L41 89L39 88V91H38V92H40V94L37 92L38 88L35 87L36 90L31 94L32 95L31 98L29 97L30 91L28 89V86H26ZM146 85L147 86L149 85V86L147 87ZM179 86H180V90H181V87H182V89H185V90L179 91ZM213 87H214V91H213ZM98 88H100V90ZM136 88L137 87H135V89ZM164 88H166L167 90ZM42 89L45 90L47 92V94L45 92H42L41 91ZM142 89H144V88H142ZM132 90H133V87H132ZM189 90L191 91V93L189 92ZM35 92H36V94H35ZM126 92H124V93L126 94ZM134 92H136L135 93V95H136L137 89ZM169 92H171V91H169ZM37 93L41 97H43L41 100H38V98L40 99V96ZM131 93H133V92L131 91ZM183 93H186V94H183ZM41 94L42 95L46 94L47 96L44 97ZM125 94L122 96H126ZM169 94L167 95L168 97H169ZM181 94H182V96L183 95L184 96L182 97ZM32 97H35V98H32ZM133 97L135 98V96H133ZM59 98H60V96H59ZM59 98L57 100H60L61 103H64L63 98H65V97H63L62 99L61 98L59 99ZM79 98H82L85 101H83L82 99L79 100ZM111 98H114V99H111ZM121 99H123V98H121ZM65 100H66V98H65ZM69 100L70 99H67L68 102H70V101L73 102L72 100H70V101ZM127 100L128 99H126V100L123 99L124 102H126ZM144 103H143V106L145 105L144 107H140V105H138L135 102L133 104L131 102V104H128V105L124 104L125 106H127L126 114H121V115L116 114V115L111 116L110 119L113 120L114 118H117L120 120H132V121H134L135 118L130 119L129 116L127 115V113H131L132 114L131 117H133L134 115H140L141 113H144L143 116H148L147 114H150V113L146 112V111H149L151 109H149L148 106H146V104H144ZM134 104H136V105H134ZM31 105L35 106L36 108L35 107L29 108ZM208 107H210V108L208 109ZM23 108L21 109L22 112L25 111V110L23 111ZM18 110L21 112L20 109H18ZM69 110H72V109L70 108ZM18 112H17V114H18ZM22 112L20 113V115L22 114ZM17 114L13 115V117L19 115V114L18 115ZM28 114H27V112H25L22 114V116L24 115L23 117L22 116L15 117L14 120H16V123H15V121L13 122V124H14V126L12 127L13 130H10V132L5 136V138H8L11 135H13L14 133L17 134V139L19 140L18 146L20 147V149H19L20 151H18V155H19L18 158H20V160H18V162L14 163V160H16V156H14V157L9 156L8 158H5L6 160H4V162L2 163V164H6V165L10 164L11 166L10 165L8 166L10 168L9 170L4 171L7 167H6V165H2V167H4V168L2 169L3 171H0V199H1L0 204H1V202H3L5 200V197L9 198V204L11 206L13 205V202L17 203V202H20V200H22V199H27L26 196L24 195V193H22L21 191H19V189H17L19 184H22V183L26 184V185H31V186H37L38 188H42V190L46 191V192L52 191V194L48 195L44 199L46 206H50V208L53 210H56V209H59V207H62V209L64 211H66L67 213L70 212V215H68V214L66 215L63 212V219L61 218V221L58 220V222L61 225V227H60L61 230H59V231H61L62 234L65 235L64 237L62 235L61 238H59L60 241H59L58 247H59L60 251L62 249V252H63V253L61 252L60 255L65 254L66 252H68V250H69V253L71 252L70 250H72V248L74 247L73 244L75 242L74 241L75 239H76V241H78L80 249L85 248L86 250H84V251L87 252V254H89L90 251H91L90 254L94 253L93 250H96L94 248H99L101 245L104 244V243H102V244L100 243V241L104 238H101V240H99L100 239L99 237L102 236L101 234L99 235V233H101L100 230H102V229L105 230L112 225L119 224L121 226L122 233H124L123 236H126L125 238H127V240L122 235L121 236H119V234L115 235V233H114L113 237L117 236L118 239L123 238L127 241L126 242L127 244H130V242H131V246H132L131 247L129 245V250H128V253H127L125 258H127L128 256L129 257L126 259L127 263H125V264H162V263L166 264L167 261H168L167 264H240V263L241 264H249V261L251 262L253 257L257 254L256 251H258V253L260 252L259 256H261L262 254L264 256V251H263L264 249L260 250V248L258 247V246L264 247V179L254 178L250 174H248L244 171H240V170L235 169V168L222 167V166L220 167V166H216V165L207 166L204 169L202 174L200 172H196V171L194 172V171H189L186 169H181L179 164L189 165V164L194 163V161H192V160H183V157L185 158V156L187 157L188 155H192L191 152L195 153L196 151H198L197 149H196V151H195V149H190L191 150V151L189 150L190 152L188 151L187 153L183 152L182 154H175L174 158L172 157L171 159L160 161L155 166L150 165V166H146L145 168H136V169L129 171V172H117V169L119 168V166L122 163L123 156L125 154L131 153L132 151H135L132 149L135 145L134 142L137 139L136 137L126 138L124 131H123V133H124L123 134L120 129H119L120 131L118 130V128L120 127L119 125H117L118 126L117 129L116 128H109L108 131L107 130L102 131V129H98L95 125H92V127L90 126V129H89L90 133L88 132L87 135L85 134L86 136L83 135L84 137H81L80 139L75 141V143H76L75 148L70 149V150L68 149V151H66L60 157V159L57 160V163H62L64 165V171H67L66 174L59 176L57 178H51V179L42 178V177H35L34 175L29 177L28 175H29V171L31 170V167H30L29 159L25 155V150H26L27 145H29L32 142H36V143L39 142L41 135L44 132L47 134L50 132H53L54 130L57 132L59 130V126L56 124L54 126H52L53 124H51V125L43 128L40 123L31 121L30 116L32 114L31 115H28ZM36 114L34 113V115H36ZM177 121L178 122H182V121L185 122V118H181V117L177 118L176 122ZM175 129H176L175 133L177 135H181L183 133V129L181 126H176ZM135 134H137V131H134L132 133L133 136ZM118 138L120 140H122V142H120L119 144H115V142H118V141H116V139H118ZM109 145H110V148H109ZM198 149L204 150L205 147L200 146ZM57 153H59V150L57 151ZM201 156H203V154ZM95 161L98 162L95 166V168H97L98 172L102 175V177L107 182H113L114 185L106 186V185H103V183H100V180L94 179V177L98 176V174H96L97 172H92L91 175H86V176L75 174V173L86 172L87 170L90 169L89 167H91ZM24 172H26V173L23 174ZM62 189H64L65 192H61V193L56 192V190L61 191ZM58 198H60V201L58 200ZM10 199H12V202ZM65 202H66V206L64 205ZM180 203H181V205H180ZM2 204H4V202ZM71 204H73V205H71ZM63 206L65 208H63ZM68 206L70 207V211L67 210V208H66ZM174 207H175V209H174ZM12 208H13V206H12ZM10 209L8 210V213H9ZM74 210L76 213L74 212ZM163 211H165V212L168 211V213L166 212V214H165V215L168 214V216H164ZM3 213L4 212H2L1 214H3ZM6 213H7V211H6ZM6 213H4V215L8 214V213L7 214ZM191 214H193V215H191ZM176 215H177V217H176ZM181 215L184 218H182ZM70 219H72V220L74 219V221H73L74 225H72ZM77 223L79 225H77ZM81 223L84 225H82ZM137 224H142V226L144 228V229L142 228V230L141 229L139 230V231H141V232H138L139 235L136 234V231H135ZM76 226H78V227H76ZM79 226H81V227L85 226L84 229H86L85 232L83 233V238L80 237L81 239H79L78 233H77V236L75 235L76 231H78L80 229ZM103 226H105V227H103ZM187 226H188V228H187ZM98 228H99V230H98ZM185 228L187 229L186 231H188L186 235L182 234L183 231H185ZM110 229H111V227L107 229L108 232H110ZM104 230H102V233L105 234V232H107V230H105V232H103ZM18 232H16V233L20 234V231H18ZM111 232L109 233L108 236H112L110 234H113V231H111ZM179 232H180V234H179ZM29 233L33 234L32 231L31 232L29 231ZM188 233L190 235L193 234L194 236H196L195 233H197V235H205L206 234L205 236H207V238L211 237V239L212 238L213 239L214 238L219 239L218 242H215L216 240H214V242L216 243V246H215V243L211 242V241L209 242V245L213 244L214 247L207 245V247H208L207 253H209L210 252L209 249H211V253H213V254L211 255L209 253V256H174V254L170 255L171 253L168 254V253H166V251L163 250V251H161L160 254L157 255V253L155 251V247H156V249L159 248V246H160L159 244L161 241L162 242L164 240L173 241V239H175L174 241H176V243H177V240L185 239L189 235ZM209 235H210V237H209ZM97 236H98V238H96V239L99 240L98 241L99 243L96 241V242H94L96 244H94L88 240L90 238H91L90 240H92V238H95ZM117 237H115V238L117 239ZM239 237H240V240H239ZM242 238H243V240H241ZM161 239H164V240H161ZM220 240L222 242H220ZM256 240L258 241V243L256 242ZM132 241L133 242L135 241V242L133 243ZM235 241H236V243H235ZM237 241H238L239 245L237 244ZM245 241L248 242L246 246H245V244H246ZM88 242H89L90 246L88 245ZM240 242H242V243H240ZM60 243H61V245H60ZM172 243L175 244L174 242H172ZM243 243H245V244H243ZM253 243H255V245H253ZM259 243H262L263 245H259ZM235 244H236V246L237 245L238 246L237 247L234 246ZM250 244L253 247L248 246ZM256 244H258V245H256ZM148 245H150V247ZM152 245L154 247L153 250L155 253L152 250ZM241 245H243L244 247ZM10 246H11V248H10ZM172 246L171 245L167 246L165 249H167L168 247H172ZM189 246H190L189 244H185L184 247L186 248ZM217 246H219V248ZM255 246H256V248H259V249H254ZM8 247L10 248V251H12V247H13L12 244H8ZM88 247H89V250L87 249ZM245 247H248V248H245ZM13 248L15 250L10 252L11 255H13L12 253H14V252L18 253L21 250L20 246H18V244H14ZM91 248H93V249H91ZM250 248H253V249H250ZM215 249H217L218 251H216ZM82 250H80V251H82ZM212 250H213V252H212ZM236 250H238V251L234 252ZM231 251L233 252V254ZM165 253H166V255H164ZM254 253H255V255H254ZM243 254H245V255H243ZM251 254L253 256H251ZM73 255H74V253L70 256H73ZM238 256H239V258H238ZM241 256H244V257L242 258ZM259 256H255V258H258ZM15 259H16V256H6V257L3 256L2 258H0V263L1 264H11L15 261ZM238 259H241V261ZM155 260H158L160 262L158 263V261H155ZM140 261H141V263H139ZM242 261H244V263ZM52 263L56 264L57 262H54L53 260L47 261V259H46V260H44L43 264H52Z\"/></svg>",
  "mask_w": 264,
  "mask_h": 264
}]
</instances>
